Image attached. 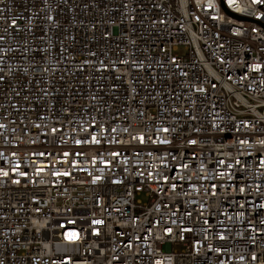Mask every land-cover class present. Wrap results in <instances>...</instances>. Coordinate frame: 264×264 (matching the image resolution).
Segmentation results:
<instances>
[{
  "label": "built area",
  "instance_id": "obj_1",
  "mask_svg": "<svg viewBox=\"0 0 264 264\" xmlns=\"http://www.w3.org/2000/svg\"><path fill=\"white\" fill-rule=\"evenodd\" d=\"M0 264H264V0H0Z\"/></svg>",
  "mask_w": 264,
  "mask_h": 264
},
{
  "label": "snow or ice",
  "instance_id": "obj_2",
  "mask_svg": "<svg viewBox=\"0 0 264 264\" xmlns=\"http://www.w3.org/2000/svg\"><path fill=\"white\" fill-rule=\"evenodd\" d=\"M253 2L254 3H258V2H260V0H253ZM79 143V142H78ZM65 155H67V153H65ZM115 155V154H114ZM65 175H66V173H65ZM97 223H99L98 221H97Z\"/></svg>",
  "mask_w": 264,
  "mask_h": 264
}]
</instances>
